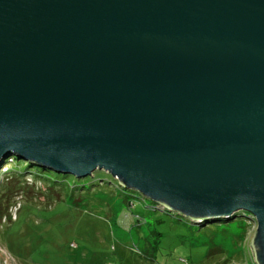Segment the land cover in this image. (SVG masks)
Listing matches in <instances>:
<instances>
[{"label":"water","instance_id":"95a60500","mask_svg":"<svg viewBox=\"0 0 264 264\" xmlns=\"http://www.w3.org/2000/svg\"><path fill=\"white\" fill-rule=\"evenodd\" d=\"M11 155L197 226L247 213L264 264V0H0Z\"/></svg>","mask_w":264,"mask_h":264},{"label":"rangeland","instance_id":"374dc122","mask_svg":"<svg viewBox=\"0 0 264 264\" xmlns=\"http://www.w3.org/2000/svg\"><path fill=\"white\" fill-rule=\"evenodd\" d=\"M8 157L0 165V264H255L256 224L246 214L197 226L152 210L104 171L62 183Z\"/></svg>","mask_w":264,"mask_h":264},{"label":"trees","instance_id":"16d2710c","mask_svg":"<svg viewBox=\"0 0 264 264\" xmlns=\"http://www.w3.org/2000/svg\"><path fill=\"white\" fill-rule=\"evenodd\" d=\"M7 161H8L9 163H14V164H17V165H24L26 169H29V168L34 167V166H30L27 162L18 159L15 155H11V156H9V157H8V160H6L5 163H6ZM15 168H18V167H15ZM34 168H36L37 171H39V172H41V173L46 171V172H52L53 174H55V175H57V176H61V177L63 178L62 183H64L65 179L68 178V177H69V178H74L73 176H64V175H60V174H57V173H55V172H53V171H50V170H47V169H41V168H37V167H34ZM74 179H76V178H74ZM76 180H78V179H76ZM81 180H82V179H81ZM129 205H130V204H129ZM244 214L248 215L247 213L238 212V213H236V214L234 215V217L231 218V219H234L233 222H235V218H236V217L242 216V215H244ZM248 216H249V215H248ZM231 219H229V220L211 221V222H209L208 224H211V223H228Z\"/></svg>","mask_w":264,"mask_h":264},{"label":"built area","instance_id":"2783aa9c","mask_svg":"<svg viewBox=\"0 0 264 264\" xmlns=\"http://www.w3.org/2000/svg\"><path fill=\"white\" fill-rule=\"evenodd\" d=\"M151 209L152 210H161L162 212L166 213L162 208H160L159 206H156V205H152Z\"/></svg>","mask_w":264,"mask_h":264}]
</instances>
